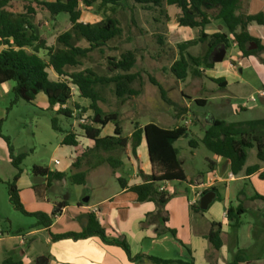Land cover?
<instances>
[{
	"label": "trees",
	"instance_id": "trees-1",
	"mask_svg": "<svg viewBox=\"0 0 264 264\" xmlns=\"http://www.w3.org/2000/svg\"><path fill=\"white\" fill-rule=\"evenodd\" d=\"M12 1L0 0V86L14 83L12 89L14 99L11 106H16L21 101L35 104L37 96L44 94L49 107L57 108V114L76 120L75 111L81 110V114L86 113L84 108L73 103L74 95L77 94L79 98L90 101V110L93 113L91 124L82 128L85 138L91 140L93 146L86 149L74 161L69 173L57 172L41 166L31 168L34 177L46 179L45 184L34 188L37 197L39 199L46 197L54 182L68 180L75 185L84 186L87 183L89 171L103 164L110 166L117 176L116 171L123 165L120 157L125 156L128 149L137 156L139 148L146 143L151 168L147 175H143L144 181L133 186H128L127 180L121 177H117V181L122 190H128L137 197L138 203L152 202L158 206V214H163L165 206L173 198V193L168 190L167 184L175 182L191 184L180 161V151L175 146L179 140L188 138V128L182 125L174 129H165L153 123L144 126L137 123L133 133L129 137H123L118 115L104 112L100 106L102 98L97 90L99 86L114 85L113 93L123 103L140 95V91L132 87L140 78L139 74L132 73L137 64L136 51H126L120 55L119 59L107 58L109 66L115 70L114 75H98L92 68L81 69L84 66V59L97 51L103 54L105 49H109L110 42L123 36V29L116 18L107 17L95 24L81 22L82 7L89 9L98 5L102 11L110 9L114 12L129 0L36 1L37 5L53 17L61 14L69 16L71 28L59 35L57 46H48L46 40L40 35L38 26L34 22L37 15L36 8L28 6L25 11L13 12ZM131 1L146 10L162 9L164 5L174 7L179 11L177 24L180 27L198 31L196 39L178 44L180 56L170 68L172 75L178 80L184 81L190 74L201 76L204 73L199 71L202 67L212 69L215 65V51L224 49L227 52L232 45H236L242 57L245 58L263 50L259 41L249 34V28L253 24L264 26V14H246L242 10L241 0ZM214 20L220 21L227 29V33L218 31L208 34L206 30ZM83 40L87 42L86 46L82 45ZM198 44H206L208 51L205 55L194 56L188 51ZM252 44H256L258 48L249 50ZM150 81L155 84L152 78ZM212 81L224 87L222 79H212ZM160 90L164 97L163 90ZM196 103L200 106L206 104L205 100H197ZM2 123L3 121L0 120V138L7 143L12 164L21 173L26 154L18 156L14 154L10 138L2 133ZM110 124L114 125L113 135L102 137V131ZM52 127L55 131L62 132L56 117L52 119ZM245 128L250 132H246ZM260 128H264V119L239 124H227L215 119V122L205 131L201 143L216 157L225 159L232 175L236 176L246 165L245 149L255 148L258 161L264 163V138L255 135ZM75 132L71 131L65 135L62 141L63 146L78 147L79 141ZM189 146L197 149L199 142L192 139L189 141ZM94 160L97 163H93ZM84 166L88 169L83 170ZM260 169L261 166L256 164L248 167L246 173L252 175ZM259 178L264 180V170ZM17 179L7 184L11 205L25 217L35 219V228L49 230L54 223L55 215L28 212L20 200L16 186ZM206 192L208 191H204L203 194ZM66 206V202L57 205L60 209ZM194 209L198 214L205 212L200 209V203ZM244 213L241 205L236 209L229 208L227 218L230 226L238 229ZM163 219L167 221L166 218ZM170 232L173 237H176L175 231L170 230ZM51 236L54 242L99 237L107 245L120 247L132 262L142 258V256L132 257L130 245L124 238L109 239L106 229L93 214L89 215L88 224L82 232ZM206 239L214 251H220L223 247L222 226L213 223ZM244 252L245 250H238L233 261L228 264L250 263ZM147 259L153 264H195L193 260L184 262L156 257H147ZM3 264H22V262L7 259Z\"/></svg>",
	"mask_w": 264,
	"mask_h": 264
},
{
	"label": "rangeland",
	"instance_id": "rangeland-1",
	"mask_svg": "<svg viewBox=\"0 0 264 264\" xmlns=\"http://www.w3.org/2000/svg\"><path fill=\"white\" fill-rule=\"evenodd\" d=\"M36 1L46 2V0H13L11 9L13 12L20 13L25 11L28 6L35 7L37 15L34 22L38 26L40 35L46 40L48 46H57L59 35L71 28L69 16L61 14L58 17H53L48 11L37 5ZM134 5L133 1L130 2L129 0L123 7L115 9L114 12L110 9L102 11L98 5L91 9H82L84 13L82 22L84 23L95 24L107 17L116 18L123 29V36L110 42L109 49H105L103 54L97 51L92 53L89 58L84 59V66L81 69L92 68L98 75H114L115 70L109 66L107 58L119 59L120 55L126 51H136L137 64L132 73L139 74L140 78L132 87L139 90L140 95L123 103L114 95V85L99 86L97 90L101 93L102 98L100 106L105 113L118 115V123L122 127L123 137H129L137 123L142 126L153 123L165 129L186 126L188 138L179 140L175 146L180 151V161L188 180L199 183L209 175V159L215 158L214 154L201 143L205 131L211 125L212 117L227 124L247 123L264 119V104L258 97V93L264 90V77L256 68V63L260 65L264 61V50L245 58H242L241 54V61L245 60L246 62L248 59L256 62L254 63L255 66L246 68L241 75L244 80L249 82L250 87L248 85L221 87L212 81V73L205 67H202L205 72L199 77L190 74L186 80H178L170 70L172 64L180 56L178 44L196 39L198 31L180 27L177 24L179 11L174 7L164 5L162 9L146 10L138 5H135V8ZM207 29L210 32L227 33L225 26L216 20L212 21ZM82 45L86 46L87 42L83 40ZM188 51L194 56H203L208 49L206 44H198ZM239 53H241L239 49L231 47L227 51L225 60L235 57ZM150 78L155 84L150 81ZM13 87L14 83L12 82L0 86V120L3 121L1 130L3 135L10 138L15 147L16 156L26 154L22 164L23 168L28 170L33 166L53 168L56 166L55 160H66L68 152L73 153L75 161L86 149L93 146L91 140H82L79 137H77L78 147L63 146L60 142L66 134L71 131L83 132L81 128H78L76 120L57 114V108H42L40 101L35 102V104L21 101L12 107ZM160 89L163 90L164 97ZM73 90L75 92V88ZM251 96H255L257 102L250 103L247 109H242L241 106ZM197 100H205V106L198 105ZM73 103L84 108L88 115L93 114L90 110V101L81 99L75 94ZM54 117L58 119L62 132L53 129L52 119ZM113 129L114 125L110 124L102 132H113ZM245 131L250 132L246 128ZM255 135L264 138V128H260V131L258 130ZM192 139L199 142L197 149L189 146V141ZM245 153L248 167L259 163L255 148L245 149ZM131 156L134 155L131 153V149H128L126 155L120 157L123 163L122 167L116 171L117 176L127 181H132L134 175L139 172L137 164L132 166L129 163L128 158ZM93 163H97V161L94 160ZM84 169L87 170L88 168L84 166ZM70 171L71 169L67 173ZM102 177L109 184L108 187L110 185L115 188L118 187L114 171L107 164H103L89 171L86 185H75L64 180L65 183L54 187L47 192V195L50 201L55 202L61 198L62 194H69L71 195L70 205L77 207L82 204L86 193L91 191L94 195L91 202L93 204L100 194L104 193L103 186L98 181ZM237 184L243 186L242 182ZM172 185H175L176 189L185 190L189 184L175 182ZM244 188L247 192L251 189L250 184L248 183V188ZM219 190L218 199L224 198V188ZM189 195L192 197L190 191ZM263 204L264 202H243L248 213L241 220L243 226L240 239L243 247L247 249L244 255L250 261H252V257H264V231L260 227L259 221L262 217L260 215L256 217L254 212L258 205ZM0 211L5 217L0 218V227L9 232L4 243L6 247L12 248V255L15 256L19 250V240L15 238L18 233L17 227L23 225L25 231L29 232L32 229L29 228V225L34 224L35 219L25 217L10 205L6 184H0ZM202 225L201 218L198 217L196 227L202 230ZM252 225L254 228L251 230ZM237 231H239L237 228L230 227L228 234H224L223 238L227 241L228 246H231L235 241ZM45 236L48 235L45 234ZM41 240L44 242L43 237L40 238ZM25 241L27 240L25 239ZM0 249L3 250V247ZM47 249L48 247L44 244L33 245V248L28 246L23 248L27 258L32 260L31 264H37V260L45 255ZM156 255L162 258L177 259V254L173 251L169 254L157 253ZM252 262H256V260Z\"/></svg>",
	"mask_w": 264,
	"mask_h": 264
},
{
	"label": "crops",
	"instance_id": "crops-1",
	"mask_svg": "<svg viewBox=\"0 0 264 264\" xmlns=\"http://www.w3.org/2000/svg\"><path fill=\"white\" fill-rule=\"evenodd\" d=\"M49 1L52 0H46V2ZM241 4L242 10L248 15L264 14V0H241ZM83 16L82 10L81 22ZM206 32L210 35L215 33L210 32L208 29ZM249 34L259 41L264 50V26L253 24L249 28ZM232 48L235 49L237 46L232 45ZM225 58L223 62L215 63L212 69H208L212 73L211 79H222L224 87L232 85H238V87L248 85L250 87L249 82L244 80L241 75L246 68H252L256 62L248 59H246V62L245 60L241 61L243 58H241V53L235 57H230L228 60H225ZM256 65L257 71L264 77L263 62L260 65L256 63ZM200 71L205 72L202 68H200ZM39 101L42 108H50L47 97L44 94L37 96L35 102L38 103ZM75 133L80 139H87L82 132ZM101 135L102 137L112 136L113 132H102ZM63 139L60 143H62ZM13 148L15 154V147L13 146ZM214 157V159H209L208 177H205L201 182L194 183L189 181L191 184L185 190L176 189L172 183L167 184L168 190L173 193V198L165 206L163 214L159 215V209L156 204L152 202L138 203L137 197L133 193L128 190H122L119 184L116 188L111 185L108 187L109 184L105 182L103 177L98 181L103 186L104 193H101L93 204L91 202L94 195L91 191L86 193L82 204L77 207L70 205L71 195L69 194H62L61 198L55 202L50 201L48 195L39 199L34 188L45 184L46 179L34 177L31 169H25L23 165L20 173L12 164L7 143L0 138V184L7 185L13 182L15 178H18L16 186L19 190L20 200L26 210L31 213L43 212L48 215H55L54 223L49 230L35 228L36 222L29 225V228H32L29 232L25 231L23 225L17 227L18 233L15 238L19 240V250L15 256L12 255V248L6 247L4 243L9 232L0 227L3 234L0 237V247H3V250L0 249V264H3L7 259L21 261L22 264H31L32 260L27 258L23 248L26 246L33 248V245L37 244H44L48 247L45 255L37 260V264H153L147 257L184 262L193 260L195 264H228L233 261L238 250H247L243 247L240 239L243 223L238 228L239 231L235 233V241L231 246H228L227 241L223 238V247L220 251L212 249L206 236L213 223L222 226L223 236L228 234V229L231 226L226 212L229 208L236 209L241 205L245 211L241 216V222L244 215L248 213V210L243 206V202H264V180L259 178L260 173L264 170V163H257L261 166V169L252 175L246 173L248 166L245 165L243 171L236 175L234 180H230L229 175L232 173L228 162L215 155ZM74 158L73 153L68 152L66 160H55L56 166L50 169L67 173L74 163ZM128 161L132 166L136 164L139 166V172L134 175L132 181H127L128 186L141 184L144 181L143 175H147L151 168L146 143L139 148L137 156L129 157ZM117 177L119 176H116V179ZM241 182L243 186L237 184ZM63 183L65 181L54 182L50 190L59 185L61 186ZM248 183L251 189L245 192L244 187L248 188ZM222 188L225 190V197L218 199V196H220L218 194L220 192L219 189ZM212 189L216 190V199L207 212L198 214L194 209L196 205L192 206L191 203L197 199V195L200 192L203 193ZM189 191L192 197H190ZM85 200L88 202H84ZM62 202H66L67 206L60 209L57 205ZM95 209L98 210L97 213H94ZM254 212L256 217L258 215L262 217L259 221L260 227L264 231V204L258 205ZM90 214L95 215L99 223L106 229L109 239L124 238L130 245L132 257L142 256V258L132 262L120 247L107 245L99 237L77 241L67 239L54 242L52 240L51 235L82 232L88 224ZM198 217L201 218V223H203L202 230L196 227ZM0 218H5L1 211ZM163 218H166L167 221L165 222ZM6 220L9 221L8 219ZM253 228L254 226L252 225L251 230ZM170 230L176 232V237H173ZM45 234L48 236H45ZM42 237L44 242L40 241ZM22 241L24 244H22ZM171 251L177 254V259L162 258L156 255L157 253L169 254ZM251 260H256V262L251 261L245 264L264 263V257H252Z\"/></svg>",
	"mask_w": 264,
	"mask_h": 264
},
{
	"label": "built area",
	"instance_id": "built-area-1",
	"mask_svg": "<svg viewBox=\"0 0 264 264\" xmlns=\"http://www.w3.org/2000/svg\"><path fill=\"white\" fill-rule=\"evenodd\" d=\"M258 97H259L260 100H261V99H264V90H262V91H260V92L258 93ZM256 102H257V98H256L255 96H251V97L249 98V100H247V101L241 106V108H242V109H247L250 103H256ZM80 114H81V110H78V111H75L74 116L76 117V122L78 123V128H81V129H82L83 127L88 126V125L91 124V118L93 117V114H91V116L88 115L87 113H82L81 115H80ZM79 115H80V116H79ZM82 133L84 134V132H82ZM234 178H235L234 175H232V174L229 175V179H230V180H234ZM202 194H203V193L200 192V193L197 195V199H196L194 202L191 203L192 206H193V205H197V204L199 203V199L201 198ZM97 211H98V210L95 209V210H94V213H97ZM226 214H227V212H226ZM2 235H3V234H2V231L0 230V237H1ZM22 244H24L23 241H22Z\"/></svg>",
	"mask_w": 264,
	"mask_h": 264
},
{
	"label": "water",
	"instance_id": "water-1",
	"mask_svg": "<svg viewBox=\"0 0 264 264\" xmlns=\"http://www.w3.org/2000/svg\"><path fill=\"white\" fill-rule=\"evenodd\" d=\"M257 49V45L253 44L249 50H255ZM226 55V51L224 49H221L219 51H215L214 53V62L215 63H221L223 62ZM262 103L264 102V99L260 100ZM215 122V119L212 117L210 120V124H213ZM217 193L216 191L210 190L202 195L200 199V209L202 211H208L210 205L213 203V201L216 199ZM84 202H88L85 200Z\"/></svg>",
	"mask_w": 264,
	"mask_h": 264
}]
</instances>
